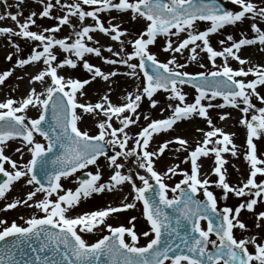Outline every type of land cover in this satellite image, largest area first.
I'll use <instances>...</instances> for the list:
<instances>
[{"label": "snow or ice", "instance_id": "6c2138e0", "mask_svg": "<svg viewBox=\"0 0 264 264\" xmlns=\"http://www.w3.org/2000/svg\"><path fill=\"white\" fill-rule=\"evenodd\" d=\"M38 2L43 5V9L38 13L40 17L52 15L51 10L54 6L64 7L61 0H55V5L51 0L47 3L45 0ZM22 3L23 0H19L16 7L19 9ZM232 3L237 5L239 10L227 9L221 0H118V2L81 0L79 3L68 4V13L55 17L59 23L43 31L30 30V25L36 23L33 17L37 16V12H31L23 22L18 18L22 16L19 11L15 13L6 11L0 14V21L9 18L18 28L17 31L12 27H0V34H7L9 38L19 36L32 41L35 45L26 58L16 59L15 64L23 67L42 61L45 66L30 77V82L36 81L44 86L43 94L32 87L20 101L6 98L0 102V174L5 177L0 182V198H5L14 182L24 178V183L33 186V190L27 192L23 200L13 199L12 202L6 203L5 209L23 204L26 207H35L43 213L39 216L31 215L25 221L26 226H21L15 221L8 224L0 219V225H4L0 230V241L7 237L18 238L14 245L0 249V264H20L15 259V250L33 239L38 242V246L32 248L29 244L28 247L37 255L34 261H25V264H102L101 257L107 258V264H264V243H259L255 237L249 236L237 239L233 231L237 227L242 231L246 230L245 223L238 219L241 210L246 208L251 211L258 203L257 198L264 199V180L259 183L256 180L258 174H264V160L258 158L253 142V138L264 136V107L257 108L251 101V97L255 96L264 102V96L257 91L258 85H264V66L255 65L248 67L247 70L243 67L234 70L227 62L228 57H232L244 65L247 60L237 55L242 46L257 43L264 46V30L255 22L264 21V6H258L253 0H232ZM4 4L11 7L7 0H4ZM261 4H264V0H261ZM82 5H87L92 10H85ZM112 9L119 13L130 11L133 21L143 19L145 21L143 30L134 39L127 42L123 40L122 37L126 34L131 35L128 29L121 28L120 23L123 21L115 24L110 22L105 27L97 15ZM69 15L77 16L80 22L86 17H91L94 24L81 23L79 30H74L76 39L73 42H66L68 37L57 39L51 34H45L59 31L62 25L70 22ZM249 18L253 21L250 24L251 30L255 33L253 38H246L241 33V38L237 41L229 34L226 40L231 41V44L221 51L210 45L208 39L210 33L217 32L225 25H235ZM197 21H210L211 26L200 31L196 28ZM97 29L110 36L111 40L120 42V52H113L111 45L106 49L119 59L104 57L103 45L90 46L87 43L94 40L90 33ZM173 29L175 31H172ZM182 32H187L186 38L176 42L175 46L173 41L168 39L163 50L182 54L184 49L191 45L189 60L197 58V48H200L201 51L207 52L208 59L212 61L214 67L215 58L224 57L223 66L207 74L189 73L181 70L185 65L177 61L176 55H172L167 62H161L157 55L149 50V45L154 44L158 35L178 37ZM197 41L201 43L198 44ZM95 43L99 44V41ZM219 43L224 44L225 40H220ZM128 44L132 46L130 52L125 51ZM55 46L69 55L57 62V56L53 51ZM15 47L19 50L18 45ZM37 48H42V51H37ZM86 54L101 57L106 64L126 66L129 71L124 75L129 77L139 79L142 73V87L135 93L129 92L127 102L119 106L114 105L107 94L95 104L79 102L77 93L83 96L85 85L97 78L108 83L111 77L120 74L115 69L104 72L99 66L85 59ZM6 59L11 60V55L9 54ZM134 60L138 62H133ZM78 62L82 63L83 69L90 74L88 79L66 78L58 74V69L64 66L76 68ZM11 71L9 69L0 73V84L11 75ZM249 74L255 78L247 82L235 79L247 77ZM183 84H191L196 89L194 102H185L186 94L177 86ZM160 89L169 93V99L178 101L174 105H168L173 109L172 114L163 119H152L145 126H141L140 131L134 136H130L126 129L137 124L140 118L137 109L142 98L147 97L150 105L155 107L158 101L153 95ZM209 92L211 95H208ZM216 97H222L224 103L220 105L202 103V100L212 101ZM240 103L244 106L239 110L246 114L240 123L247 129L245 159L250 164V173L243 186L234 187L226 180L227 170L223 168L226 160L222 153L231 152L236 156L238 154L236 146L232 142L231 134L214 126L207 109L223 108L226 105L239 107ZM29 106L40 110L38 118L26 116L25 110ZM49 107L52 111V123L45 128L42 122L45 121ZM77 109H81L84 115H92L94 118L101 114L106 117L98 121L96 135H90L88 131L78 127L77 122L82 115ZM250 110L254 111L249 119L247 114ZM193 115L206 118L207 124L212 128L204 133L202 143L198 142L189 156L185 157V161L189 159L191 161V173L179 170L184 178L170 187L164 182L165 177L169 173L176 175L178 166L167 167L166 171L161 173L154 168L153 158L162 155L172 141H164L152 151L148 150L150 141L154 133L167 131L177 121ZM228 115L222 113L219 118L223 120ZM114 116L119 120V126H114L112 122ZM144 119L148 120V116L145 115ZM37 133L43 137L46 144L34 139V134ZM106 137L109 139L106 140ZM214 137L215 140L212 139ZM17 138L20 139V147L15 151L23 156L22 149L26 150L31 157L22 166L4 154L6 142ZM174 140L182 148H186L188 142L185 139L177 136ZM129 141H132L134 146L129 147ZM209 144L212 147H207ZM230 144L232 147L228 148L227 145ZM57 147L59 154L49 158L47 154L53 153V149ZM107 147L112 148L113 154L107 153ZM210 153L215 156L212 171L218 176L216 181L199 178L197 159ZM101 156L105 157L108 167L112 169L106 181H102V173L97 165ZM133 156L134 162L139 169L145 171V174L139 171L133 173L131 169L128 172L122 171L125 165L118 158L128 160ZM5 162L11 166V170L5 167ZM37 165L40 166L41 178H38L35 171ZM89 165H97L95 173L88 171L86 179L76 177L78 186L74 190L64 188L62 178L66 179L78 170L87 169ZM137 180L141 182L139 186ZM124 183L130 185L131 192L122 197L118 207L108 206L75 216L66 214L78 205L82 198L87 199L93 194L118 190V186ZM210 184H215L217 188L223 190L222 198L225 200L230 192L237 197L248 196L250 199L240 203L234 210L228 206L218 209L217 198L209 189ZM169 190L179 194L169 198ZM200 191L203 192V200L196 198V193ZM149 192L152 193L151 196L147 195ZM37 193L43 194L39 200L34 199ZM128 195L132 196L131 202H128ZM136 202L143 204V216L150 225L149 231L140 234L146 238L150 237L144 246L137 244L139 236L134 231L135 216L128 218L127 222L130 225L128 227L123 224L113 226L106 223V218L111 213L132 209ZM165 209L172 211L168 212ZM262 218L264 211L257 214V221ZM201 220L207 221L206 228L201 227ZM98 225L105 226L108 234L89 243L81 233H91ZM126 234L128 240L125 238ZM213 235L215 239L212 238ZM249 244L254 245V252L249 251Z\"/></svg>", "mask_w": 264, "mask_h": 264}, {"label": "rangeland", "instance_id": "374dc122", "mask_svg": "<svg viewBox=\"0 0 264 264\" xmlns=\"http://www.w3.org/2000/svg\"><path fill=\"white\" fill-rule=\"evenodd\" d=\"M231 8V10H239L238 6L232 3V0H224ZM19 2V0H7L8 5H11V7H6L4 4V0H0V14H4L6 11L8 12H21L22 16L18 17L21 22H23V19L27 17L31 12H37V16L33 17L35 19L36 23L35 25H30V30L33 31H43L45 28L53 27L54 25L58 24L59 21L55 18L58 15H64L68 13L67 5L70 3H79L81 0H61V5H64V7L61 6H54V8L51 10L52 15L49 17H40L38 15L39 11L43 9V5L38 2V0H23V3L20 5V8L18 9L16 7V4ZM45 2H49V0H45ZM51 2L55 5V0H51ZM114 2H118V0H114ZM253 2L257 3L258 6H264V4H261V0H253ZM82 7L85 8V10H92L91 7L87 5H82ZM100 18L101 23L107 27L109 23H120L121 28L128 29L131 35H125L122 37L123 40L126 42L129 39H134L135 36L143 30L145 26V21L143 19H137L136 21H133L131 19V13L130 11L127 13H119L116 10L112 9L109 11L100 12L97 14ZM115 17L116 19H113ZM69 20L71 22L74 21L78 27L76 31L79 30V27L81 23L84 25H91L94 24V21L91 17H86L83 22H80L78 20V17L75 15H69ZM7 21H9L12 25L7 26ZM69 22V23H70ZM141 22V23H140ZM253 21L249 19H245L243 22H237L235 25H225L224 27L217 30L215 33H210L208 36L210 45L217 51H221L224 47L229 46L231 44V41L226 40L227 35H232L234 40H239L241 38V33L244 34L246 38H253L255 36V33L251 30L250 24ZM258 23V26L261 27L262 30H264V21H255ZM69 23H66L67 25H62L60 27L59 31L52 32V33H45L46 35H53L57 39H63L65 37L69 38L68 42H73L76 37L74 35V31H68L67 27ZM196 28L200 31L206 30L208 27L211 26L210 21H197L195 22ZM0 27H12L18 31L17 26L13 21H11L9 18H5L4 20L0 21ZM172 31H175L174 29ZM94 37L93 41H87L90 46H101L102 44L107 43L108 45H111L113 52H120V42L119 41H113L111 40L110 36L105 35L101 33L98 29L95 32L90 33ZM187 32H182L180 35L177 36H166V35H158L154 44L149 45V50L157 55V58L161 62H167L168 59L172 55H176V59L180 64H184L185 67L181 69L182 71H187L189 73H196V72H205L206 74L210 71H215L221 68L224 64V57H216L215 58V67L213 66L212 61L208 59V54L206 51H201L200 48H197V58L195 60H189L188 57L191 55L190 53V47L185 48L183 53H170L163 50L164 45L166 44L168 39H171L173 41V46H175V43L179 40H182L186 38ZM220 40H225L224 44L219 43ZM99 41V44H96L95 42ZM14 42V43H13ZM198 44L201 42L197 41ZM15 45L19 46V50L15 47ZM34 43L30 40H26L19 36H12L11 38L8 37L7 34H0V73H3L6 70L11 69V75L9 77L5 78V81L0 84V102L4 101L6 98H12L16 101H20L23 96L20 94V90L15 87V79H13V73L15 71L23 70L24 68L29 67V65H25L23 67H19L15 64L16 59H23L26 58L30 52L31 49L34 47ZM132 50V46L130 44L127 45L125 51L130 52ZM11 51V52H10ZM37 51H42V48H37ZM54 53L57 56V62L64 59L66 56H68V53L63 52L58 46H55L53 49ZM235 51V49H234ZM10 52V53H9ZM11 55L12 59H6L8 55ZM124 53H121L123 55ZM241 58H244L247 60V62L244 65H241L236 59L232 57H228V64L230 67H232L234 70H238L239 68L243 67L245 70H247L248 67H252L255 65H261L264 66V46L259 45V43L250 45V46H242L240 51L237 53ZM104 57H110L113 59H119V57H114L112 53L108 52L107 50L103 52ZM75 58V57H72ZM85 59H88L90 63L99 66L104 72H109L112 70H118L119 75L115 77L110 78V82L105 83L100 78L99 82L92 81L89 84L85 85L83 88L84 95L81 96L79 92L77 93V99L81 103H93L95 104L97 101L101 99V97L105 94H107L110 97L111 102L114 105H121L125 102H127L126 97L129 92L135 93L138 88L142 87L143 82V76L142 73L140 74V78L136 79L129 76H123L122 73H126L129 71L126 66L124 65H110L104 63L103 59L101 57H97L93 54H86ZM138 62V61H133ZM39 67L37 70H42L45 66L42 61H39ZM203 65V67H201ZM37 73V72H36ZM58 74L62 75L66 78L72 77V78H79V79H88L89 73H87L83 67L82 63L78 62L76 68H70L69 66H64L63 68L58 69ZM255 77L252 74H249L247 77H235V79H243L245 82L254 79ZM130 80V82H124L126 80ZM19 81L21 80L18 79ZM50 82V80L48 81ZM32 84V82H30ZM31 84H25V86L29 89H31ZM38 85L37 92H40L41 94L44 93V86L41 85L39 82L36 83ZM178 88L182 91V93L185 95V102L186 103H192L194 102V98L197 95L196 89L188 84L183 85H177ZM109 89H111L109 91ZM30 91V90H29ZM250 91V90H249ZM257 91L260 93L261 96H264V85H258ZM28 94V93H27ZM208 95H211L208 93ZM153 98L158 101V104L155 107H152L149 103V100L147 97L142 98V101L140 103L139 108L137 109V113L139 114V119L137 121L136 125H130L128 129H131L126 131L129 133L130 136H134L137 132L140 131L141 126H145L148 122H150L152 119H163L172 114L173 109L169 108V104H176L178 101H174L169 99V93L165 92L163 89L158 90L156 93H154ZM251 101L256 107H264V102H261L259 99H257L255 96L251 97ZM211 102L213 105H220L223 104V98L222 97H216L212 101L208 100H202L203 104H208ZM244 105L240 103L239 107H233L230 105H226L225 107H212L210 109H207L208 116L212 119L213 124L215 127H219L220 124L227 119H232L231 126L229 127L234 131L231 134V139L233 144L236 146L237 155L233 156L231 152L222 153L223 158L226 160L225 165L223 166L224 169H226V180L231 186H243V183L247 180L249 173H250V164L245 159V153L247 151V145H246V139H247V129L244 125L240 123V120L242 117H244L246 114L242 113L239 108L243 107ZM164 109L162 112L161 109ZM39 109L37 107L29 106L25 110V114L27 117L35 119L39 116ZM254 110H250L247 114V117L250 119L251 114ZM77 112L82 115V118L77 122L78 127L81 130H86L89 132L90 135H96L98 132L97 123L99 120L106 119V117L103 116V114L93 117L92 115H84L82 113L81 109H77ZM222 113H228L229 115L225 117V119L221 120L219 118L220 114ZM127 114V113H125ZM148 116V120L144 119V116ZM133 118H136V115H133ZM116 117H113V124L114 126H119V123H115ZM212 126L207 124L206 118H201L198 115H193L190 118L187 119H181L177 121L173 127L167 131H162L160 133H154L153 137L150 141L149 149L150 151L155 150L159 144H161L164 141H172L168 147L166 148L165 152L158 156L154 157V168L158 172H165L167 167H171L173 165L178 166V171L176 175L168 174L167 177H165L164 182L167 183L170 187L175 186L176 183H178L181 179L184 178L183 174L179 170L187 171L189 174L191 173V161L190 159L188 161H185V157L189 156V153L192 149L195 148L197 143H202L204 139V133L207 131H210ZM225 133L226 129L223 127H220ZM158 138L156 139L155 137ZM181 137L185 139L188 143L186 148H182L178 142L174 140L175 137ZM34 139L45 143L43 137H41L38 133L34 134ZM106 140L109 139V137L105 138ZM215 140L216 138H212ZM9 141H15L18 144H20V139H10ZM253 142L255 145L257 144L261 146L264 144V136L261 138H253ZM134 146L132 141H129V147ZM207 147H212L211 144H209ZM228 148H231L232 145H227ZM264 147V146H263ZM179 149V150H178ZM257 156L259 159L264 160V148L260 147L259 150H257ZM4 154L11 157L13 154L10 152V149L8 147V142H6V147L4 148ZM109 155L112 153V148L110 147ZM30 153H28L26 150H24V155L20 157V161L17 160L18 165H23L30 159ZM214 154H209L208 156H201L197 159V163L199 165V178L204 179L207 178L210 181H216L218 179V176L213 173L212 169L214 167ZM118 160L125 165L122 171L128 172L129 169L132 170L133 173L139 171L141 174H145V171L143 169H139L137 164L134 162L135 157H130L128 160H124L123 158H118ZM97 165L100 168V171L102 173V181H106L111 172L112 169L108 167V163L106 162V159L104 156H101L98 158ZM97 165H89L87 169L78 170L75 174L69 176L68 178H62L61 183L63 184L65 189H75L78 186V181L76 177L80 178L81 174H86L88 171H91L95 173L97 170ZM5 167L9 170H11V166L5 162ZM223 170V169H222ZM22 179L18 182H14L11 189L5 194V198H0V219L5 220L8 224H11L12 221H15L17 224L21 226H26L25 221L33 214L36 215H43V213L39 212L35 207H26L23 204H18L16 207L12 209H5V204L12 202L13 199H20L23 200L26 195H24L22 192L25 187H30V191L33 190V186L24 185L21 183ZM257 182L259 183L261 180H264V174H258L256 177ZM151 183H154V181H150ZM137 185H140V181H136ZM120 193L121 198L125 196V194H128L131 192V187L128 183H124L120 186ZM181 187H185L184 185H181ZM26 189V188H25ZM209 189L214 193V195L217 198V207L218 209H222L225 206L235 209L236 206H238L242 202H246L250 197L243 196V197H237L234 193H229L227 199H223V190L220 188H217L215 184H210ZM62 194V193H61ZM112 192L105 191L102 198L93 200L94 197H97L98 194H93L91 197L87 199H81L80 203L76 205L74 208H72L68 213H66L68 216H75L77 214H82L85 212H91L94 210L103 209L108 206L112 207H118L121 202L119 199H116L114 203H109L108 199L111 196ZM198 198L201 200L204 199L203 192L200 191L196 193ZM174 195H178L177 193H172L170 190L168 191L169 198L173 197ZM43 197L42 193H37V195L34 197L35 200H39ZM55 199V196L52 197ZM91 199V200H89ZM258 203L254 206V209L249 211L246 208L241 210V213L238 216V219L243 221L245 223L246 230L242 231L238 227L235 228L234 235L237 239L244 238L245 236L249 237H255L257 242L264 243V218H262L260 221H257V214L261 211H264V199L257 198ZM132 201V196L128 195V202ZM31 203V202H29ZM131 216H135L136 220L133 222L135 224L134 231L137 232L139 236V240L137 242L138 246H144L147 243V239L142 235H140L143 231H149L150 225L147 223L146 218L143 216V204L141 202H136V206L132 209L122 210L116 213H111L106 218V223L111 224L113 226H119L123 224L124 226L128 227L130 226L128 224V218ZM23 217V219H21ZM259 223V226L257 224ZM4 225H0V230ZM201 227L206 228L207 223L206 221H202ZM108 234V230L105 226H96V228L91 233H81L84 239H86L89 243L95 242L97 239L101 238L103 235ZM151 236V233H150ZM126 240L129 238L126 234ZM213 239H215V236H212ZM249 251L254 252V245L249 244L248 245Z\"/></svg>", "mask_w": 264, "mask_h": 264}, {"label": "bare ground", "instance_id": "6f19581e", "mask_svg": "<svg viewBox=\"0 0 264 264\" xmlns=\"http://www.w3.org/2000/svg\"><path fill=\"white\" fill-rule=\"evenodd\" d=\"M141 23V22H140ZM9 25H12L9 21H7V26H9ZM65 25H67V24H65ZM78 29V27H77V25H76V23L74 22V21H72L71 20V22L69 23V25H68V27H67V30L68 31H76ZM70 31V32H71ZM69 41V39L68 40H66V42H68ZM103 46H104V48L102 49V51L104 52V51H106V49H107V46H108V44L107 43H105V44H102ZM11 52V51H10ZM9 52V53H10ZM31 65H29V67H27V68H24L23 70H20V71H15L13 74V79H15V82H14V84H15V87L17 88V89H19L20 90V94H22V96H23V98H25L26 97V95H27V93L29 92V87L27 88L26 86H25V84L27 85V84H31L30 83V77H31V75H34V74H37L38 73V71L39 70H37L38 69V67H39V63L38 62H35V63H30ZM37 72V73H36ZM122 75L124 76V74L122 73ZM126 76V75H125ZM21 78V80L19 81L18 79H20ZM32 82V87H35L36 88V90H37V88H38V85L36 84L37 82L36 81H31ZM96 82H99V79L98 80H96ZM124 82H130V80L128 79V80H126V81H124ZM31 87V88H32ZM22 98V99H23ZM21 99V100H22ZM116 122L115 123H119V120L116 118ZM232 119H227V120H224L221 124H220V126H219V128L220 127H223V128H225L227 131H226V133H229V134H232L234 131H232V129H230L229 127L231 126V123H232V121H231ZM117 126V125H116ZM128 131H130L131 129H127ZM156 139L158 138V136L157 137H155ZM8 142V147H9V149H10V152L13 154V156H12V160H15V161H17V160H19L20 161V157H21V155H20V153H18V152H16L15 151V149L16 148H19L20 147V144H18L17 142H15V141H7ZM257 144H261V143H257ZM256 144V149L257 150H259L260 149V147H262V148H264L263 146H264V144H262L261 146H259V145H257ZM22 151H24L23 149H22ZM21 183L22 184H24L25 185V183H24V179H22V181H21ZM26 188V189H25ZM24 188V190H23V194L24 195H26L27 194V192H29L30 191V187H25ZM120 189H121V187L120 186H118V190H115V191H112V194H111V196L109 197V199H108V202L109 203H114V201L116 200V199H119L120 200V202H121V193H120ZM104 193L105 192H103V193H101V194H98V195H96L97 197H94L93 198V200H96V199H101L102 198V196L104 195ZM89 200H91V199H89Z\"/></svg>", "mask_w": 264, "mask_h": 264}, {"label": "water", "instance_id": "95a60500", "mask_svg": "<svg viewBox=\"0 0 264 264\" xmlns=\"http://www.w3.org/2000/svg\"><path fill=\"white\" fill-rule=\"evenodd\" d=\"M221 2L225 5V7L227 9L231 10L230 7L224 1L221 0ZM189 85H191V84H189ZM42 123L44 124L45 128H47V126L50 123H52L51 107H49V110L46 113L45 121ZM106 151H107V153L109 152V147L106 148ZM58 154H59V148L57 147V148L53 149V153L47 154V155L50 158L52 155H58ZM35 171H36L38 178H41V172H40V166L39 165H37ZM86 178H87V175L82 176V179H86ZM4 179H5V177H3L2 174H0V182H2ZM147 195L151 196L152 193L149 192ZM196 198L198 199L197 195H196ZM165 211L171 212L172 210L171 209H165ZM17 239H18L17 237L5 238V240L0 241V249L14 245ZM29 244L31 245L32 248H35L38 246V242L35 241V239H33V240L26 242L25 244H21L20 247L15 250V259L17 261H19L20 264H25V261H34L35 256L37 255V253H34L31 250V248L28 247ZM44 255H50V254L44 253ZM101 261H102V264H107V258L106 257H101Z\"/></svg>", "mask_w": 264, "mask_h": 264}]
</instances>
